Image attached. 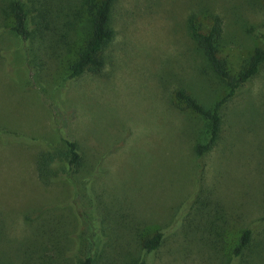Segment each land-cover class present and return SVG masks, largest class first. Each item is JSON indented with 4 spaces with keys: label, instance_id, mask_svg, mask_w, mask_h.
<instances>
[{
    "label": "rangeland",
    "instance_id": "374dc122",
    "mask_svg": "<svg viewBox=\"0 0 264 264\" xmlns=\"http://www.w3.org/2000/svg\"><path fill=\"white\" fill-rule=\"evenodd\" d=\"M2 1L8 6L10 0ZM262 3L119 0L106 66L68 81L60 79L56 61L45 57L44 65L36 60L24 70L14 53L19 40L7 29L0 31L4 264L45 261L53 241L50 245L41 234V240L47 239L44 252L35 243L48 228L57 249L66 243L73 252L92 218L104 223L108 243L117 240L113 246L122 244L124 254L138 245L130 244L134 239L162 228L165 241L150 264H226L245 226H253L256 236L262 231L264 225L256 228L253 222L264 216V64L224 105L221 136L202 155L195 146L206 140V121L175 98V91L185 88L212 107L226 93L190 37L188 15L198 14L205 31L209 13L222 17L228 37L221 55L236 72L255 45L264 46ZM240 24L247 37L235 41ZM61 133L81 146V181L46 186L38 179L34 158ZM205 202L209 205L199 210L213 208L212 226L203 231L197 223L190 229L187 212L196 213Z\"/></svg>",
    "mask_w": 264,
    "mask_h": 264
},
{
    "label": "trees",
    "instance_id": "16d2710c",
    "mask_svg": "<svg viewBox=\"0 0 264 264\" xmlns=\"http://www.w3.org/2000/svg\"><path fill=\"white\" fill-rule=\"evenodd\" d=\"M118 1L10 0L8 6L2 1L0 2V31L7 29L19 40L18 48L14 50V53L20 55L24 70L31 64L34 65L36 60L40 61L36 62L38 66L44 65L43 58L45 57L51 63L56 61V65L60 66L62 72L60 79L61 77L67 81L77 79L85 72L98 74L106 66L105 50L115 37L112 20ZM252 1L258 0H248V2ZM261 5L264 6V0ZM244 6L245 4L242 7ZM208 15L210 26L206 31L199 24L200 18L196 13L188 15L186 25L197 50L226 93L212 107H206L187 89L179 88L175 91L176 101L184 104L183 109L196 112L206 121L204 132L206 140L199 141L195 146V153L199 155L205 153L220 138L224 105L238 94L240 88L252 79L264 64V46L255 45L238 70L233 72L225 56L221 55L224 41L226 42V37H228L224 33L223 19L214 12ZM237 31L241 34H239L240 37L235 35V41L247 37L241 24L237 25ZM75 44L76 48H74ZM1 57L3 56L0 52ZM60 85L62 84L59 83L57 86ZM44 145L37 151L34 158L40 182L46 186L58 182L79 184L85 158L78 141L61 133L57 141L51 138ZM90 170L88 173L93 175ZM200 205L196 207V213L187 212L191 216L187 227L191 229L199 223L204 229L200 225L197 227L205 231L212 226L214 213L212 207H208L206 212L199 210L209 205L208 202ZM197 211L202 214H198ZM195 215H201L202 219L196 220ZM92 220L93 218L89 220L86 234L81 236L80 242L76 239L79 245L73 252H69L66 243L62 246L63 248L57 249L51 228L43 230L44 233L40 232V237L36 236L40 238L39 243H35L37 249L45 251L42 241H47V239L43 237L41 240V234L48 237L50 245L53 241L52 255L44 253L46 259L40 264H150L152 255L161 248L165 241L162 228L156 226L149 233L140 236L137 241L134 239L130 242V244L134 245L135 242L138 245L129 246L124 254L122 244L113 246L117 240L108 243V236L105 237L103 234L104 223ZM253 223L256 224V228L257 225H264V216ZM257 234L258 239L255 228L245 226L236 244L228 252L226 264H264V228ZM211 236L216 238V235ZM211 242L216 243L217 241L211 240ZM34 253L42 254L38 251ZM130 255L133 258L132 262L124 260V257ZM0 264H4L1 255Z\"/></svg>",
    "mask_w": 264,
    "mask_h": 264
}]
</instances>
